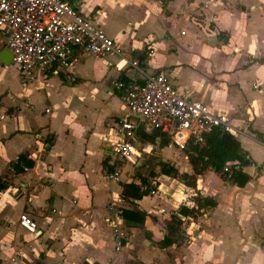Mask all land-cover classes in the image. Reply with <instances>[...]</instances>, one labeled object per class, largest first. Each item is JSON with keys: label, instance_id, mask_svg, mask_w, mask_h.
Wrapping results in <instances>:
<instances>
[{"label": "crops", "instance_id": "crops-1", "mask_svg": "<svg viewBox=\"0 0 264 264\" xmlns=\"http://www.w3.org/2000/svg\"><path fill=\"white\" fill-rule=\"evenodd\" d=\"M68 1L98 17L125 60L165 72L181 94L227 115L253 164L245 182L197 173L166 134L143 125L122 181L109 180L112 128L128 113L117 83L139 72L78 47L68 71L25 82L16 69L13 88L0 78V264H264V0ZM183 20L190 27L177 30ZM6 50L1 38L0 57ZM20 157L34 165L22 170ZM125 183L151 188L125 199ZM112 201L124 209L121 251Z\"/></svg>", "mask_w": 264, "mask_h": 264}, {"label": "built area", "instance_id": "built-area-1", "mask_svg": "<svg viewBox=\"0 0 264 264\" xmlns=\"http://www.w3.org/2000/svg\"><path fill=\"white\" fill-rule=\"evenodd\" d=\"M98 22V17H85L68 0H0V39H5L12 62L25 82L51 72L68 71L77 47L99 58L119 56L124 65H131L139 72V79L117 83L128 113L112 128L114 169L108 173L109 180L122 181V164L138 154L136 132L143 125L166 134L169 147L195 157L196 147H205L206 137L213 130L220 128L238 135V128L227 115L217 114L207 104L181 94L165 72L148 73L143 63L125 60L122 49ZM6 116L1 115L0 120ZM234 167L240 168L237 162L224 167L228 180L233 179ZM156 187L151 189V195L158 193ZM182 198L184 205L192 203L185 192ZM114 201L109 205L108 221L114 230L116 250L121 251L124 209ZM193 207L199 209L197 204ZM19 222L29 233L39 234L37 223L29 215L22 214Z\"/></svg>", "mask_w": 264, "mask_h": 264}, {"label": "trees", "instance_id": "trees-1", "mask_svg": "<svg viewBox=\"0 0 264 264\" xmlns=\"http://www.w3.org/2000/svg\"><path fill=\"white\" fill-rule=\"evenodd\" d=\"M221 35V34H220ZM207 145L205 147H196L198 156L190 155V160L193 163L194 169L197 173H202L205 170L212 169L216 172L223 173L224 167L229 162H237L239 169H235L232 180L242 178L245 181L249 179L243 168L253 164V161L248 157V153L243 149L241 142L231 132H224L220 128L213 130L207 135ZM170 139L163 140L166 145ZM20 165L23 170L24 166H33L34 162L20 157ZM172 170V169H171ZM171 170L168 172L170 173ZM225 176V174L223 173ZM123 190V197L125 199H141L147 195V191L151 188L150 184L146 189L134 183H125ZM208 202L205 200V203ZM128 213V211L126 212ZM172 232V230H171Z\"/></svg>", "mask_w": 264, "mask_h": 264}, {"label": "rangeland", "instance_id": "rangeland-1", "mask_svg": "<svg viewBox=\"0 0 264 264\" xmlns=\"http://www.w3.org/2000/svg\"><path fill=\"white\" fill-rule=\"evenodd\" d=\"M185 27H190L187 22L185 20H183V23L181 24V26L177 27V30H180L181 28H185ZM185 30V29H184ZM172 57H175L174 55H177L175 52L173 54H170ZM163 58L159 57V61L162 60ZM170 59H167V62H169ZM162 62H166V60L164 59ZM199 66L201 67V64H199ZM198 68L201 71H204V69L202 68ZM0 78L4 81H7L10 84V88H13L12 85L20 82L21 80H19L16 68L11 65V66H3L0 64ZM5 83V82H3ZM181 162H182V166L185 167L186 166V160L184 159V155L181 156ZM153 170V168H151Z\"/></svg>", "mask_w": 264, "mask_h": 264}, {"label": "water", "instance_id": "water-1", "mask_svg": "<svg viewBox=\"0 0 264 264\" xmlns=\"http://www.w3.org/2000/svg\"><path fill=\"white\" fill-rule=\"evenodd\" d=\"M0 60H2L5 63H13L12 62V54L9 50H6L5 52L2 53Z\"/></svg>", "mask_w": 264, "mask_h": 264}]
</instances>
